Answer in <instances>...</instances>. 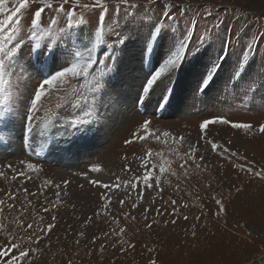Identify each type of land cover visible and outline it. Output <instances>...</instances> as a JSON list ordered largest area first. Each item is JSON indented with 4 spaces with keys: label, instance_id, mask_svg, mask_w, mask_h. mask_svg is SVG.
Returning a JSON list of instances; mask_svg holds the SVG:
<instances>
[{
    "label": "rangeland",
    "instance_id": "374dc122",
    "mask_svg": "<svg viewBox=\"0 0 264 264\" xmlns=\"http://www.w3.org/2000/svg\"><path fill=\"white\" fill-rule=\"evenodd\" d=\"M82 2L89 3L90 0ZM139 3L146 5L147 0H139ZM166 3L173 7L190 5L189 14L183 17L182 22L185 27L190 21L193 22L197 35L206 27L224 21L216 29L219 39L215 45L181 66L167 96L163 87L157 88L146 108L135 111L134 102L146 73L139 63V44L133 43L121 64L119 76L113 82L114 87L124 94L126 110L114 112L110 106L102 108L107 112V124L102 132L76 141L70 147L44 151H40L42 138H35L29 146L28 142L19 139L18 129L17 138L11 145L0 143V172L4 173L0 176V200L4 202L0 220L9 231H14L13 221L26 199L32 202L26 222L43 216L46 226L52 223L53 215L57 218L56 227L49 234L50 239L45 238L38 245H32L41 249L32 256V264H149L151 260H155L156 264H235L242 248L257 253L252 264H264V255H259L264 251V181L250 178L235 167L236 164L248 165L250 161L257 162L256 170L264 165V134L258 131L245 134L223 125L209 126L211 138L219 145L232 151L238 150L239 154L248 157V160H241L213 153L211 144L200 140L199 133L200 122L214 116L232 122L251 123L254 129L264 123V114L259 108L260 94L245 95L243 91L232 94L230 89L225 88L248 42L246 38L238 45L233 41L234 46L219 73L204 90L205 94L197 95L200 80L210 66V58L219 53L226 35L245 34V37L249 35L256 40L255 56L244 80L251 79L264 65V0H166ZM201 5L210 9L217 19H204L202 14L205 9L200 8ZM11 7H15V0H8L5 12ZM156 15H160L159 11ZM44 19L46 23L47 14ZM21 20L24 21L22 26L28 28L24 16H21ZM93 22L96 23V18H93ZM63 23L61 18L60 24ZM163 53L164 46L157 51L153 68L158 67ZM20 83L19 77L14 76V90L20 87ZM71 83L76 84V81ZM62 98L63 93L54 95L45 101L46 107L56 112ZM59 111L63 112L64 109ZM146 117L152 119L150 128L155 135L150 134L147 139L125 147L123 140L132 138L133 132L143 134L139 126ZM6 131L0 128V132ZM165 131L171 135L164 137ZM180 137L183 140L178 139ZM193 145L198 148L195 155L197 163L201 165L199 169L187 158ZM149 150L157 166L163 164L157 153H162L164 159L171 162L165 165L166 171L161 174L159 188L155 185L150 189L145 188L141 183L137 189L128 192L122 187L105 190L89 183V180H99L113 184L117 177L122 181L128 180L132 173L124 171L125 165L131 167L136 175H141V160ZM38 151L39 155L36 154ZM201 155L205 157L204 161L199 159ZM181 157L187 161V172L180 166L183 162ZM22 162L32 163L40 171L31 172ZM8 165H12V168L9 169ZM91 166H99L102 170L89 171ZM21 170L31 179L21 177L13 181L12 175ZM85 173L86 176L82 175ZM45 179L61 184L62 203L49 212H44L43 207H52L56 189L45 187ZM64 181H70L66 189L63 187ZM236 187H243L245 191L236 193ZM23 188L37 195L26 196ZM63 191L69 195L64 196ZM9 193L16 198L9 199ZM101 193L111 197L107 208L104 207L106 201L101 199ZM138 195L143 199L138 200ZM216 199L225 205L226 213L222 216L216 215L219 211ZM121 200L124 201L123 206ZM172 201L176 202L175 206ZM134 203L137 206L133 207ZM174 207L176 215L172 214ZM145 209H149L146 218ZM156 209L165 214L158 215ZM154 220L157 222L153 223ZM172 220L176 223L173 224ZM148 224H152V227L149 228ZM121 228L125 230L122 234ZM193 230L195 237L192 236ZM80 233H84L83 237ZM121 236L135 247L121 245ZM94 238L95 243L92 242ZM4 242V235L0 233V244ZM101 244L105 245L103 253Z\"/></svg>",
    "mask_w": 264,
    "mask_h": 264
},
{
    "label": "snow or ice",
    "instance_id": "6c2138e0",
    "mask_svg": "<svg viewBox=\"0 0 264 264\" xmlns=\"http://www.w3.org/2000/svg\"><path fill=\"white\" fill-rule=\"evenodd\" d=\"M7 3L8 0H0V128L7 130L0 132V143L11 145L17 138L18 129L19 139L28 142L29 146L35 138H42L40 151L70 147L76 141L102 132L107 124V112L102 111V108L106 109L110 106L114 112L126 110L124 94L122 90L114 87L113 82L119 76L121 64L133 43L139 44V63L141 70L146 73L134 102L135 111H139L146 108L157 88L163 87L165 96L169 94L181 66L201 54L206 48L214 46L219 39L216 29L224 24V21H220L219 24L214 23L212 27H206L197 35V28L193 22L190 21L187 27L182 22L183 17L189 14L190 5L173 7L166 3V0H147V4L143 6L139 0L136 2L90 0L89 3H83L82 0H55V3L53 0H15V7L5 12ZM200 8L205 9L202 14L204 19L212 18L213 21L217 19L204 5ZM157 11L160 13L158 16ZM46 14L48 19L45 23ZM21 16L27 20L28 28L22 26L24 21L21 20ZM61 18L64 21L62 25ZM93 18H96V23L93 22ZM245 38L248 42L244 45L235 68L225 83V88L230 89L232 94L240 91L245 95L260 94L259 108L261 114H264V94H261L264 93V65H261L251 79H243L255 56L256 40L249 35L247 37L245 34L231 37L226 35L223 38L219 53L210 58V66L200 80L197 95L205 94L204 90L213 82L228 58L230 49L234 46L233 41L238 45ZM162 46L164 53L158 67L153 68V59ZM14 76L19 77L21 82L20 87H16L15 90ZM71 81H76V84H72ZM58 93H63L62 102L57 104V111L53 112L46 107L45 101ZM59 109L64 111L60 112ZM154 117L155 115L152 116ZM151 123L152 119L146 117L139 126L143 134L133 132L132 138L123 140L124 146L143 141L150 134L155 135L150 128ZM210 125L228 126L245 134L254 131L264 134V123H260L258 129H254L251 123L232 122L224 117L214 116L203 119L199 124L200 140L210 143L213 153H218L222 157L227 155L229 159L238 157L241 160H248V157L239 154L238 150L232 151L229 147L219 145L211 138ZM170 135L167 131L163 133L164 137ZM159 139L157 136V140ZM178 139L183 140V137ZM228 143L230 144L231 141ZM197 150V146H191L187 158L191 159L199 169L201 165L197 163L195 155ZM40 151L36 154L39 155ZM152 155L149 150L147 156L142 158L141 175H136L131 167L125 165L124 171L132 173L130 179L122 181L117 177L113 184H105L99 180H89V183L105 190L122 187V190L128 192L137 189L141 183L145 188L150 189L153 185L159 188L161 174L166 171L165 165L171 162L165 160L162 153H157L163 161V164L157 166L151 159ZM199 159L204 161L205 157L201 155ZM181 160L183 162L180 166L185 168L187 161L184 157H181ZM256 163L250 161L248 165L236 164L235 167L247 173L250 178L264 181V165L256 170ZM7 167L11 169L12 165ZM26 167L31 172L40 171L32 163H26ZM101 170L99 166L89 168V171L94 172ZM185 172H187L186 168ZM3 175L4 173L0 172V176ZM82 175L86 176V173ZM21 177L31 179L21 170L12 175V180ZM69 183L70 181H64L63 187L66 189ZM43 184L45 187L56 189V199L52 207H43L44 212H49L62 203L61 184H54L47 179ZM80 187L83 188V185ZM22 191L26 196L37 195L27 188H23ZM243 191H245L243 187L235 188L236 193ZM63 195L68 196L69 193L63 191ZM8 198L14 200L16 197L9 193ZM101 199L106 201L104 207L107 208L111 197L101 193ZM137 199L142 200L143 197L138 195ZM3 203L0 200V212ZM120 203L123 206L124 201L121 200ZM171 203L173 206L176 204L175 201ZM215 203L219 208L216 215H224L226 213L224 203L220 199H216ZM135 206L137 205L134 203L133 207ZM29 207H32V202L26 199L18 217L13 221L14 231H9L7 225L0 220V233H3L5 240L0 244V264H32V256L41 251L39 248H33L32 245H38L42 239H50L49 234L56 227V216L53 215L52 223L46 226L43 216L33 222H26ZM147 211L149 209H145V218ZM156 213L165 214L160 209H156ZM172 214H177L175 207ZM184 219L187 220V216ZM171 222L176 223L175 220ZM147 226L151 228L152 224ZM124 231L121 228L120 234ZM79 235L83 237L84 233ZM192 236H196L195 230ZM92 242L95 243L96 239L94 238ZM76 243L79 244L80 241L77 240ZM119 243L135 247L122 236ZM100 249L103 253L105 245L101 244ZM256 255L254 250L242 248L239 250L235 264H252ZM259 255H264V251ZM149 264H156V261L151 260Z\"/></svg>",
    "mask_w": 264,
    "mask_h": 264
}]
</instances>
